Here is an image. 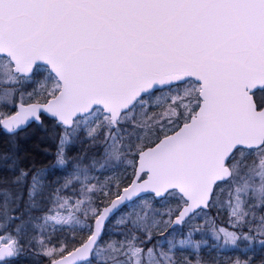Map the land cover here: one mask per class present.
<instances>
[{"label":"snow or ice","instance_id":"1","mask_svg":"<svg viewBox=\"0 0 264 264\" xmlns=\"http://www.w3.org/2000/svg\"><path fill=\"white\" fill-rule=\"evenodd\" d=\"M0 264H264V0H0Z\"/></svg>","mask_w":264,"mask_h":264}]
</instances>
